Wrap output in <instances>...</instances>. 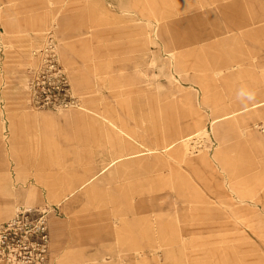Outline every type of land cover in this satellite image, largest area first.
<instances>
[{"label":"rangeland","instance_id":"374dc122","mask_svg":"<svg viewBox=\"0 0 264 264\" xmlns=\"http://www.w3.org/2000/svg\"><path fill=\"white\" fill-rule=\"evenodd\" d=\"M26 206L45 264H264V0H0V223Z\"/></svg>","mask_w":264,"mask_h":264},{"label":"built area","instance_id":"2783aa9c","mask_svg":"<svg viewBox=\"0 0 264 264\" xmlns=\"http://www.w3.org/2000/svg\"><path fill=\"white\" fill-rule=\"evenodd\" d=\"M49 49L52 46L48 42L46 51ZM39 81L32 84V99L48 104L50 100L43 95ZM50 214L46 206H26L0 223V264H45L50 252Z\"/></svg>","mask_w":264,"mask_h":264},{"label":"crops","instance_id":"0c3cea01","mask_svg":"<svg viewBox=\"0 0 264 264\" xmlns=\"http://www.w3.org/2000/svg\"><path fill=\"white\" fill-rule=\"evenodd\" d=\"M80 187L81 186H79L78 188H77V190L79 189L80 190ZM73 192H75V191H73ZM72 193V192H71ZM71 195V194H70ZM64 199V198H63ZM62 199V200H63ZM61 200V201H62ZM58 222V221H57ZM55 220H53L52 221V223H51V231H52V235H53V238H54V240L56 241V235H57V233H59L60 231H61V229H62V227H60V224L59 223H61V222H59V223H57Z\"/></svg>","mask_w":264,"mask_h":264}]
</instances>
